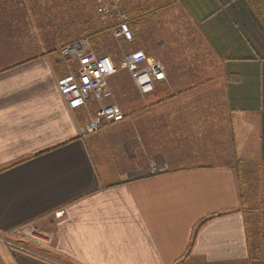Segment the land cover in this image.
Here are the masks:
<instances>
[{
    "label": "crops",
    "instance_id": "1",
    "mask_svg": "<svg viewBox=\"0 0 264 264\" xmlns=\"http://www.w3.org/2000/svg\"><path fill=\"white\" fill-rule=\"evenodd\" d=\"M26 1L0 0V230L38 221L56 250L1 247L0 264H264V23L251 0H170L208 48L204 89L174 95L167 71L128 122L86 138L85 111L58 90L66 69L19 37ZM161 87L173 98L157 105Z\"/></svg>",
    "mask_w": 264,
    "mask_h": 264
},
{
    "label": "rangeland",
    "instance_id": "2",
    "mask_svg": "<svg viewBox=\"0 0 264 264\" xmlns=\"http://www.w3.org/2000/svg\"><path fill=\"white\" fill-rule=\"evenodd\" d=\"M89 2L90 0L26 1L24 5L30 10V13L26 14L24 35L21 33L19 37H25L24 48L28 55L30 57L40 56L41 54L50 55L66 69V72L65 49L75 41L69 44L67 42L78 38L79 40L84 39L80 38L81 35H84L82 32L91 28L92 20L90 18H95L99 20V24L101 23L103 27H108L107 29L110 32L97 45H93L91 40L85 37L90 41L91 47L98 55L109 56L117 65H120L128 54L140 49L147 54L150 61L161 62L165 72L168 71L172 75V83L175 85L174 95L186 90L204 89L202 85L207 84L208 80L202 81L200 78L203 76L199 71L209 68L208 65H203L209 58L208 48L198 38V35V37L195 36L191 21L177 3L170 0H122V9L127 14L129 13V34L128 32H121L122 34L118 33V36H116L115 33L119 31V27L117 25L113 26L110 22L105 23L101 17L92 14L90 11L92 5ZM145 9H150L149 14L145 15ZM131 15L136 18L131 19ZM88 19H90L89 22ZM32 22L40 23L36 31H33L35 27ZM135 23L137 28L133 29L132 25ZM50 42L54 45L53 47L49 46ZM190 76L193 77L189 78ZM173 77L176 80L181 79V81L175 83L176 80ZM111 80L113 81L114 101L125 111L127 115L124 121L128 122L131 112L135 111L136 107L137 109L144 107L147 98L136 92L127 71H121ZM169 84L171 85V83ZM168 90H166V87H161L152 95L153 98H156L155 104L160 105L173 98L171 97L173 94H170ZM164 91H167V93ZM160 97H163V99L158 100ZM95 110L91 108L90 113L86 112L83 119L89 120ZM112 129L113 127L110 131ZM101 132L94 135H99ZM118 153L123 152L119 150ZM162 170L156 167L152 169L156 173ZM63 215L58 217H63ZM36 226L42 231L48 232L40 226L38 221ZM9 238H12V236ZM30 246L38 251L44 250L36 245ZM4 247L11 251L9 247Z\"/></svg>",
    "mask_w": 264,
    "mask_h": 264
},
{
    "label": "built area",
    "instance_id": "3",
    "mask_svg": "<svg viewBox=\"0 0 264 264\" xmlns=\"http://www.w3.org/2000/svg\"><path fill=\"white\" fill-rule=\"evenodd\" d=\"M97 13L113 26H118L115 33L128 32L129 15L121 7V0H96ZM142 54V55H141ZM67 73L59 77L57 86L59 93L68 109L76 115L78 111L94 114L85 123H79V133L86 138L104 130L107 126L121 123L126 115L122 108L109 102L113 91L109 81L121 71L130 75L137 92L142 96L153 93L156 84L166 80V72L159 61H150L147 54L136 49L128 54L120 65L109 56L98 55L86 38L68 45L65 49ZM139 56L137 59L136 57ZM87 61V63H85ZM87 77L89 83H84ZM162 77V78H161ZM63 212L57 213V216ZM37 221H31L14 229L0 232V247H9L11 251H20L30 255L45 258L43 254L32 250L30 245H36L44 250L54 251V237L36 226ZM12 238H9L11 237Z\"/></svg>",
    "mask_w": 264,
    "mask_h": 264
},
{
    "label": "trees",
    "instance_id": "4",
    "mask_svg": "<svg viewBox=\"0 0 264 264\" xmlns=\"http://www.w3.org/2000/svg\"><path fill=\"white\" fill-rule=\"evenodd\" d=\"M92 1L90 0V2H89L92 5V7H90V11H91L92 14L98 15V13H97V4L98 3H97L96 0L93 1L94 5H95L93 7V2ZM251 4H252L254 10L257 12V14L259 15V17L261 18V20L264 23V0H251ZM121 5H122V0H121ZM149 11H150V9H145V15L149 14ZM128 15H129V13H128ZM133 16L134 15H131V17H132L131 19L136 18V17H133ZM90 19L92 20L91 21L92 22L91 28L89 30L85 31L87 33L82 32V33H84V35H81L80 38H85V37L89 38L91 40V42L93 43V45H97L100 41L103 40L104 37H106L108 34H110V32L107 29L108 27H103L101 25V23L99 24V20L98 19H95V18H90ZM90 19H88V22H89ZM135 27L137 28V24L136 23L134 25H132L133 29ZM86 29H87V27H86ZM77 40H79V38L78 39H73L71 41L68 40L69 42H67V41L66 42L69 44L70 42L77 41ZM67 43H65V44L67 45ZM205 222H202L201 226L203 224H205Z\"/></svg>",
    "mask_w": 264,
    "mask_h": 264
},
{
    "label": "snow or ice",
    "instance_id": "5",
    "mask_svg": "<svg viewBox=\"0 0 264 264\" xmlns=\"http://www.w3.org/2000/svg\"><path fill=\"white\" fill-rule=\"evenodd\" d=\"M141 55H142V54H141ZM136 58L138 59V58H139V56H137ZM85 63H87V61H85ZM161 78H162V77H161ZM84 83H85V84H88V83H89V81H88L87 77H85V78H84Z\"/></svg>",
    "mask_w": 264,
    "mask_h": 264
}]
</instances>
